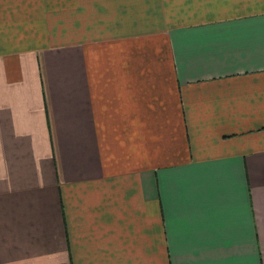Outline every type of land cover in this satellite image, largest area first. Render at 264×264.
<instances>
[{"label": "crops", "instance_id": "1", "mask_svg": "<svg viewBox=\"0 0 264 264\" xmlns=\"http://www.w3.org/2000/svg\"><path fill=\"white\" fill-rule=\"evenodd\" d=\"M0 264H264V0H0Z\"/></svg>", "mask_w": 264, "mask_h": 264}]
</instances>
